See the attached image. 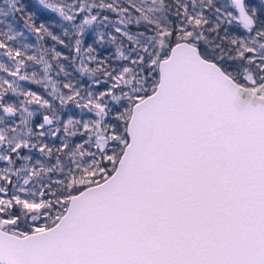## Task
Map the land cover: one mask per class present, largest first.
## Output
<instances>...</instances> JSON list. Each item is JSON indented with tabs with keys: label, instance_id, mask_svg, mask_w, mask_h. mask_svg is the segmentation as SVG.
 Returning a JSON list of instances; mask_svg holds the SVG:
<instances>
[{
	"label": "snow or ice",
	"instance_id": "6c2138e0",
	"mask_svg": "<svg viewBox=\"0 0 264 264\" xmlns=\"http://www.w3.org/2000/svg\"><path fill=\"white\" fill-rule=\"evenodd\" d=\"M0 25V264H264V0H6Z\"/></svg>",
	"mask_w": 264,
	"mask_h": 264
},
{
	"label": "trees",
	"instance_id": "16d2710c",
	"mask_svg": "<svg viewBox=\"0 0 264 264\" xmlns=\"http://www.w3.org/2000/svg\"><path fill=\"white\" fill-rule=\"evenodd\" d=\"M22 2H27L28 4H32L34 2V0H22ZM6 6V0H0V8L5 7ZM29 10H31V8H29ZM50 11V10H46ZM55 15V14H52ZM58 18V17H57ZM40 19H43V17H40ZM39 22V21H38ZM0 27H2V25H0ZM15 27H17L18 30L24 31L25 35L27 37V41H29L30 44L39 45V41H37L36 36L31 34L30 32H28L27 29H25L23 27V21L20 20L18 17L15 20ZM52 31L56 34H61V30L58 26L53 27ZM96 39V37L93 35V37L91 36H86L85 38V46L87 45H92L96 48L97 52L100 54V59H104L106 57H111L110 63L113 66H116L119 61L116 60V52L115 49L112 48V46L106 45V43L104 44H96L94 43V40ZM45 45L46 47H52L54 45V42H52L50 39H46L45 41ZM57 50L60 51L63 55H68V49L64 48L62 45H55ZM94 66V64L92 65ZM79 67V64L76 63L74 65H72L68 70L72 73V77L73 82L75 83L76 80H79L81 83L78 85L79 87H84L86 85L91 84V81L89 80V78L85 75L80 74L78 71H76V69ZM59 79H65L63 76H61ZM65 92L69 91L68 89H64ZM58 103V102H57ZM73 106V104H69V108H71ZM78 110H80L78 108ZM41 113V112H40ZM2 114V113H0ZM17 120V123H19V118H15ZM34 123L43 122V115L40 114L36 117L33 118ZM37 131L39 129H36ZM62 139V134H59L57 139H56V143L59 144L60 140ZM77 142H81L79 138H77ZM22 154H28L27 150H25ZM18 163H20V161H18ZM5 164L3 162H0V168L4 167Z\"/></svg>",
	"mask_w": 264,
	"mask_h": 264
},
{
	"label": "rangeland",
	"instance_id": "374dc122",
	"mask_svg": "<svg viewBox=\"0 0 264 264\" xmlns=\"http://www.w3.org/2000/svg\"><path fill=\"white\" fill-rule=\"evenodd\" d=\"M110 18L113 19V20L117 19V17L115 15H112ZM100 31H103V29H100ZM113 34H115V33L113 32ZM93 35L95 36V32H92L88 36L93 37ZM24 42L25 43H29V41H27V40H25ZM106 45L112 46V48L115 49V46L114 45H111V44H108V43H106ZM0 51H2V50H0ZM29 71H31V69ZM37 71H42V67L41 66H37ZM21 83H22V85L24 87L30 88L32 91L38 92V94H40L41 96H43L45 98H50V97L47 96L46 90L43 89L41 86L36 85V84H32L29 81H22ZM94 87L96 88L97 91H103L104 90L103 86H94ZM20 99H24V98L23 97H20ZM29 108H30V110H37L39 108V106L33 104V105H30ZM70 109H71L70 112H67L66 111V112L63 113V116H64V120L65 121L67 120V118H68L69 115H73L76 119H83L85 121L96 119L95 114L93 112H88L87 109H85L83 112H81V110H78V108L75 107V105H73ZM40 114H41L40 111H37L36 116H38ZM16 118H19V115L18 114H17V117ZM16 122H17V120H16Z\"/></svg>",
	"mask_w": 264,
	"mask_h": 264
}]
</instances>
